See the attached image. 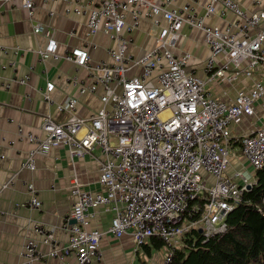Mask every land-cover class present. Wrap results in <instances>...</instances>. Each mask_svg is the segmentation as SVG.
<instances>
[{
    "label": "built area",
    "instance_id": "2783aa9c",
    "mask_svg": "<svg viewBox=\"0 0 264 264\" xmlns=\"http://www.w3.org/2000/svg\"><path fill=\"white\" fill-rule=\"evenodd\" d=\"M65 1V14H87L89 37L104 32L115 41L116 46L106 48L111 59L94 60L89 48L97 44L92 40L60 53L56 28L38 21L33 32L46 39L37 50L39 59L74 63L76 73L68 81L81 94L95 93L103 85L102 105L82 116L79 97L56 103L60 111L69 112L68 118L56 121L45 114L43 135L26 131L18 123V136L33 144L22 165L35 170L38 155H48L61 145L72 156L92 154L98 148L100 189L85 188L74 175L68 188L75 196L70 217L76 222L68 225L67 242L60 244L56 227L34 223L41 242L51 248L45 253L37 239H29L21 255L32 262L73 254L75 261L66 264H97L103 259L100 243L106 232L117 238L129 233L137 247L151 236L162 238L165 264H171L187 232L202 229L208 239L224 231L227 214L242 200L247 184L255 183L254 176L243 169L230 171L232 149L239 146L254 170L264 166V115L259 124L254 122L240 135L231 130L232 123L256 117L260 106L264 112V0H253L258 6L255 11L238 0H209L203 12L197 0L177 7H172L175 0H100L95 5L93 0L85 4ZM21 2L33 20L35 0ZM217 4L222 5L219 11ZM228 13L233 14L231 20H226ZM54 14L49 11L50 16ZM215 16L224 24L210 23ZM142 19L151 20L159 31L155 45L135 55L124 30L136 29ZM183 25L205 35L209 55L203 60V75L190 67L191 51H174ZM18 50L0 43V76L6 67L17 66L16 59L6 63L3 56ZM82 68L87 71L85 78L78 75ZM30 79V73L13 75L3 86L27 85ZM213 83L227 85L234 91L233 98L218 97L209 88ZM54 89L52 81L46 89H39L49 104L55 103ZM14 179L13 174L1 184L0 192ZM28 188L31 196L25 204L41 208L34 184L29 183ZM200 197L202 207L197 203ZM102 205L114 213L109 229L90 228V220Z\"/></svg>",
    "mask_w": 264,
    "mask_h": 264
},
{
    "label": "crops",
    "instance_id": "0c3cea01",
    "mask_svg": "<svg viewBox=\"0 0 264 264\" xmlns=\"http://www.w3.org/2000/svg\"><path fill=\"white\" fill-rule=\"evenodd\" d=\"M85 4L88 0H71ZM160 3L163 0H155ZM187 0H175L172 7L182 5ZM190 1V0H188ZM209 0H197L200 12ZM249 11H255L258 6L253 0H238ZM100 0H93L92 5ZM65 0H35L34 19L28 15L21 0H0V43L11 47H18L17 53L10 52L3 56V61L9 63L16 59L15 69L6 67L0 76V185L5 183L13 174L14 183L0 192V264H66V261H75L73 254L64 258L50 257L26 261L21 251L29 239H37L40 249L47 253L50 246L41 242V235L33 229L34 223H43L47 227H56V237L60 244L67 242L69 237L68 225L72 223L70 213L75 201V196L69 191V181L77 176L84 187L91 190H99V161L100 149L85 155H70L66 146L54 147L48 155L37 156V168L30 170L23 167L28 150L33 146L25 138L17 134V124L22 123L26 131H32L43 135L41 124L45 114L50 113L56 121H65L69 112L60 111L56 103H64L70 96L79 97L78 112L82 116H89L97 111L101 105V95L104 93L103 85H98L95 93L81 94L79 87L68 81V78L76 73V65L64 59L54 61H40L37 50L44 46L46 39L33 32V24L40 21L56 28L58 39V51L81 46L92 40L97 44L91 46L90 53L94 60L111 57L106 48L116 46L115 41L104 32H98L94 37L88 36L87 14H65ZM222 5L217 4V10ZM49 11L55 14L50 16ZM233 18L228 13L226 20ZM130 18H128V21ZM210 23L223 25L224 20L212 17ZM71 30L75 33L70 34ZM159 29L151 20L142 19L139 26L132 30H124L126 37L131 39L129 49L135 55H140L156 43V35ZM183 50L192 52L190 67H193L199 75H203V60L209 55V48L205 41L204 33L187 25L182 27V36L174 47V51L180 54ZM140 71V69H137ZM30 73L29 84L22 85L12 83L10 89L3 86L13 75ZM80 77H87L86 69L79 70ZM55 83L52 97L55 103L49 104L42 97L39 89H46L47 83ZM209 88L224 99L233 98L234 91L227 85L213 83ZM264 115L263 108L257 109L256 117H245L240 123H232L231 130L235 135H240L250 129L255 122L259 124ZM82 130L79 135H82ZM230 171L237 169L251 173L255 170L242 154L239 146L232 149ZM211 179L213 177L209 175ZM34 184L38 197L42 200V206L36 209L27 205L31 193L28 184ZM113 211L102 205L97 209L96 216L90 220V228L99 227L108 230L111 225ZM148 241V240H147ZM146 241V242H147ZM182 239H180L181 243ZM182 244V243H181ZM103 259L97 264H165L166 251L162 247L142 245L137 247L131 234L127 233L117 238L106 232L101 239Z\"/></svg>",
    "mask_w": 264,
    "mask_h": 264
},
{
    "label": "trees",
    "instance_id": "16d2710c",
    "mask_svg": "<svg viewBox=\"0 0 264 264\" xmlns=\"http://www.w3.org/2000/svg\"><path fill=\"white\" fill-rule=\"evenodd\" d=\"M255 183L226 216V229L206 239L199 229L187 232L171 264H264V166L255 170ZM204 199L197 203L203 206ZM198 217V215H197ZM163 247L159 236L143 245Z\"/></svg>",
    "mask_w": 264,
    "mask_h": 264
},
{
    "label": "water",
    "instance_id": "95a60500",
    "mask_svg": "<svg viewBox=\"0 0 264 264\" xmlns=\"http://www.w3.org/2000/svg\"><path fill=\"white\" fill-rule=\"evenodd\" d=\"M253 184H254V183H253ZM253 184H252V183L247 184L246 188H247V189L252 188ZM75 222H76V219L73 218V219H72V223H75ZM199 232H202V229H199Z\"/></svg>",
    "mask_w": 264,
    "mask_h": 264
},
{
    "label": "rangeland",
    "instance_id": "374dc122",
    "mask_svg": "<svg viewBox=\"0 0 264 264\" xmlns=\"http://www.w3.org/2000/svg\"><path fill=\"white\" fill-rule=\"evenodd\" d=\"M255 182H256V181H255ZM162 248L165 249V251H166V247H165V246H163Z\"/></svg>",
    "mask_w": 264,
    "mask_h": 264
}]
</instances>
